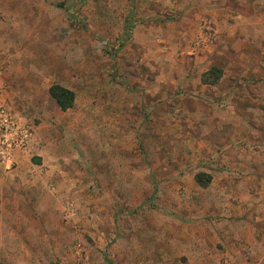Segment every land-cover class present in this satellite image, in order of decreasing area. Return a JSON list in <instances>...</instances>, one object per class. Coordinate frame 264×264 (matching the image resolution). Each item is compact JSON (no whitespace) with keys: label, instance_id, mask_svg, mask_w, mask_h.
<instances>
[{"label":"rangeland","instance_id":"1","mask_svg":"<svg viewBox=\"0 0 264 264\" xmlns=\"http://www.w3.org/2000/svg\"><path fill=\"white\" fill-rule=\"evenodd\" d=\"M252 77L264 0H0V91L41 153L0 164V264H184L186 234L224 218L195 180L228 171L206 115L226 92L264 110ZM248 256L223 264H264V250Z\"/></svg>","mask_w":264,"mask_h":264},{"label":"crops","instance_id":"2","mask_svg":"<svg viewBox=\"0 0 264 264\" xmlns=\"http://www.w3.org/2000/svg\"><path fill=\"white\" fill-rule=\"evenodd\" d=\"M203 43L204 40L200 45ZM249 80L264 85V79L252 77L247 81ZM262 92L249 98L252 101L264 100V89ZM227 93L218 94L220 97L226 96L227 108H217L213 115L206 116L217 118L212 127L222 136L213 142L216 147L212 154L214 164L226 165L228 171H214L210 183L203 186L205 193H211L208 203L211 210L220 216L224 215V218H215L218 220L216 222L214 217L210 219L212 222L207 219L201 221L194 232L186 234L184 264L243 262L254 251L264 250V234L261 231L264 230V140L261 139V136H264V128L259 129L248 120L249 117L264 118V110L251 106L236 108L235 104L230 105L234 96ZM203 97L206 98V95ZM245 99L248 97L243 98ZM255 137H258V140ZM31 150H37L33 137L28 152L15 155L16 163L22 162ZM36 155L41 158L39 151Z\"/></svg>","mask_w":264,"mask_h":264},{"label":"built area","instance_id":"3","mask_svg":"<svg viewBox=\"0 0 264 264\" xmlns=\"http://www.w3.org/2000/svg\"><path fill=\"white\" fill-rule=\"evenodd\" d=\"M32 137L29 127L6 104L0 91V164L5 168L16 164L15 155L28 152Z\"/></svg>","mask_w":264,"mask_h":264},{"label":"trees","instance_id":"4","mask_svg":"<svg viewBox=\"0 0 264 264\" xmlns=\"http://www.w3.org/2000/svg\"><path fill=\"white\" fill-rule=\"evenodd\" d=\"M203 74H204V82H208L212 84L215 83L219 78L220 70L214 66H211L210 69L205 71ZM48 93L54 99V101L61 110H67L68 108H71L74 104V98H75L74 92L71 89L64 87L60 84H52L48 88ZM40 161H41L40 157L32 158V162L34 163H40ZM195 180L201 186H206L207 183L210 181V177L204 175L203 173H198L195 175Z\"/></svg>","mask_w":264,"mask_h":264}]
</instances>
